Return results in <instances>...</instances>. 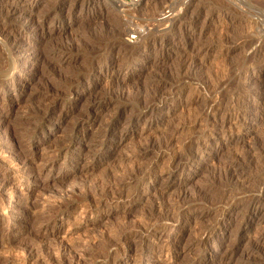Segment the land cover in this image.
Returning <instances> with one entry per match:
<instances>
[{"label": "rangeland", "instance_id": "1", "mask_svg": "<svg viewBox=\"0 0 264 264\" xmlns=\"http://www.w3.org/2000/svg\"><path fill=\"white\" fill-rule=\"evenodd\" d=\"M26 2L0 8V264L61 245L74 264L117 263L107 240L124 247L155 214L175 264H264V201L248 205L264 199V0ZM156 237L134 264L168 263Z\"/></svg>", "mask_w": 264, "mask_h": 264}, {"label": "bare ground", "instance_id": "2", "mask_svg": "<svg viewBox=\"0 0 264 264\" xmlns=\"http://www.w3.org/2000/svg\"><path fill=\"white\" fill-rule=\"evenodd\" d=\"M27 0H0V8L1 7H3V6H8L9 7V9H10V14L12 15V14H16L17 12H27L28 11V9H29V11H31V10H33V5H28L27 4V2H26ZM8 7H7V9H8ZM5 7H3V9H4ZM2 9V10H3ZM6 9V8H5ZM4 9V10H5ZM7 9H6V11H7ZM6 15H7V13H6ZM9 15V14H8ZM166 16V15H165ZM165 16H164V18H165ZM168 17H170L169 15L165 18V20L167 21V22H172V19L171 18H169L168 19ZM161 20V19H160ZM161 22H163V18H162V20H161ZM165 22V21H164ZM36 27V26H35ZM33 31H35V33H39V31L35 28ZM26 33V32H25ZM24 34V33H23ZM23 34H22V36H23ZM37 36H39L40 37V35L38 34ZM38 37V38H39ZM13 46V45H12ZM11 46V47H12ZM12 51V50H11ZM14 53V52H13ZM12 54V53H11ZM14 55V54H13ZM21 55V54H20ZM25 56L26 55H23V56H15V61H14V66H16V65H18L20 62H22L23 63V61H24V59H25ZM14 56H12V58H13ZM11 58V59H12ZM14 59V58H13ZM12 61V60H11ZM183 64V63H182ZM181 64V65H182ZM24 65H26V64H24ZM28 65V64H27ZM187 66V65H186ZM186 66H185V68H186ZM29 67V66H28ZM187 67H189V66H187ZM27 68V67H26ZM184 68V69H185ZM190 68H192L191 66H190ZM189 68V69H190ZM187 69V68H186ZM27 70V69H26ZM181 70H182V68H181ZM25 70H23V73H25L24 72ZM28 71V70H27ZM188 72V71H187ZM190 72V71H189ZM93 73V72H92ZM97 73V72H96ZM99 73V72H98ZM89 85V84H88ZM169 92V91H168ZM71 93H72V91H71ZM71 93L69 94V95H71ZM74 93V92H73ZM170 93V92H169ZM172 93V92H171ZM80 95V94H79ZM78 95V97H80ZM166 95V94H165ZM170 95V94H169ZM168 95V96H169ZM67 96V95H66ZM163 96V95H162ZM171 96V95H170ZM82 97V96H81ZM80 97V98H81ZM68 98H69V96H68ZM74 98V97H73ZM77 98V97H76ZM162 99H164L163 101H165V98L166 97H161ZM160 99V98H159ZM56 100V99H55ZM77 100V99H76ZM162 101V100H161ZM53 102V101H52ZM50 105H51V102H50ZM49 104H48V106H50ZM146 107V106H145ZM46 108V107H45ZM44 108V109H45ZM149 108H151V107H149ZM155 109V108H154ZM46 110V109H45ZM147 110V109H146ZM156 111V110H155ZM46 112H47V110H46ZM48 112H50V114L49 113H47V116H46V119H44V120H46V121H48L47 123V127L48 128H50V127H55L56 126V124H57V117H55V115H54V113H55V106L53 105V106H50V108H49V110H48ZM90 112H91V110H90ZM146 112V111H145ZM153 112V111H152ZM151 112V113H152ZM160 112V111H159ZM150 113V112H149ZM149 113H148V115H149ZM43 114H45V112L43 113ZM92 114V113H91ZM91 114L90 115H87L86 114V116L88 117H90L91 116ZM144 114V113H143ZM153 115V114H152ZM56 116H58V115H56ZM149 116H151V115H149ZM87 117H84V119H86ZM154 117V116H153ZM230 118V117H229ZM149 121V120H148ZM226 121V120H225ZM132 122H134V121H132ZM229 122V121H228ZM59 126V125H58ZM238 126V125H237ZM236 126V127H237ZM242 126H243V124H242ZM241 126V127H242ZM57 127V126H56ZM235 127V126H234ZM240 127V128H241ZM58 128V127H57ZM237 129H238V127H237ZM14 130V129H13ZM12 130V131H13ZM15 131H17V130H15ZM14 131V132H15ZM7 132V131H6ZM16 133V132H15ZM10 138V137H9ZM112 138H113V135H112ZM8 139V138H7ZM42 139H44V134H42V135H38V140H42ZM100 139V138H99ZM10 141V140H9ZM12 141V140H11ZM10 143V142H9ZM14 143V142H13ZM167 143H169V142H167ZM8 144V143H7ZM15 144V143H14ZM95 144H96V142H95ZM5 145V144H4ZM170 145V144H169ZM86 146V145H85ZM85 146H83V148H85ZM160 146V145H159ZM1 147H2V144H1ZM18 148H20V147H18ZM82 148V147H81ZM87 148V147H86ZM3 149H5V155L4 156H6L8 153H13V151L15 150V146L12 144V145H9V146H5V147H3ZM20 150V149H19ZM18 150V151H19ZM91 149H89V151H90ZM97 150V149H96ZM157 150V149H156ZM16 152V151H15ZM21 152V151H20ZM96 152V151H95ZM4 153V152H3ZM7 153V154H6ZM97 153V152H96ZM16 154V153H15ZM20 154V153H19ZM21 156H23V154L21 155ZM21 156L20 155H15L14 157H12L11 158V162L9 161V159H7L10 163H12L13 164V162H15V161H17L18 163H19V161H20V159H21ZM11 157V156H10ZM24 157V156H23ZM86 157V156H85ZM9 158V157H8ZM162 158V157H161ZM6 159V158H5ZM86 159V158H85ZM160 159V158H159ZM196 159V158H195ZM23 160V159H22ZM26 161V160H25ZM80 161V160H79ZM77 162V161H76ZM10 163H8V164H10ZM22 163V162H21ZM79 163V162H78ZM77 163V164H78ZM76 164V165H77ZM14 165V164H13ZM16 165V164H15ZM51 165V164H50ZM158 165V164H157ZM50 167H52V165L50 166ZM50 167H49V169H50ZM54 167V166H53ZM180 167H181V165H180ZM237 168V167H236ZM233 171V170H232ZM79 172V171H78ZM231 177H233V176H231ZM1 179V178H0ZM239 178H237V180H238ZM242 179V178H241ZM236 180V179H235ZM2 183H0V208L2 207H5L6 206V202H5V196H4V193H5V191H6V183L5 182H3V181H1ZM263 183V182H262ZM134 184V183H133ZM229 184V183H228ZM235 184V183H234ZM240 184V183H239ZM239 184H237V185H239ZM264 184V183H263ZM132 185V184H131ZM232 185V184H231ZM244 185V184H243ZM134 186H135V184H134ZM134 186H132L133 187V189H134ZM116 187V186H115ZM137 187V186H136ZM243 187V186H242ZM11 188V187H10ZM12 188H14V187H12ZM117 188V187H116ZM138 188V187H137ZM15 189V188H14ZM13 189V190H14ZM263 189V191H264V188H262ZM122 190V189H121ZM136 190V189H135ZM8 191V190H7ZM113 191V190H112ZM134 191V190H133ZM260 191V190H259ZM11 192V191H10ZM15 192H16V190H15ZM258 193H260V192H258ZM12 194H13V192H12ZM114 194V193H113ZM107 195V194H106ZM132 195H133V193H132ZM132 195H131V197H132ZM111 196H113V195H111ZM121 196H123V195H121ZM120 196V197H121ZM263 196V195H262ZM17 197V196H16ZM15 197V201H17V198ZM114 197V196H113ZM12 197H10V199H11ZM105 198V197H104ZM122 198V197H121ZM120 198V199H121ZM129 196H128V201H129ZM255 198V197H254ZM111 200H113L112 198H110ZM117 199H119L118 197H117ZM117 199H115V201L117 200ZM122 199H124V198H122ZM127 199V198H126ZM106 201H108V200H106ZM105 201V202H106ZM117 201H119V200H117ZM179 201V200H178ZM178 201H176V202H178ZM261 201H264V199L263 198H259V199H251L250 200V202H249V207H251V208H255V206L257 205V204H260L261 203ZM89 202V201H88ZM102 202V201H101ZM101 202H97L98 203V205H100V206H98L96 209H92V208H95L97 205L96 204H94L95 206H92L91 208H89V207H85L84 209V211H83V218H81V219H83L84 220V218L85 217H88L89 215H91V214H94V213H96L97 211H99V209H101V208H103V205H104V203L102 204ZM109 202V201H108ZM48 203V202H47ZM113 203V202H112ZM15 204H16V202H15ZM32 204H33V206H34V204L35 203H33V201H32ZM80 204H82L81 202H80ZM116 204V203H115ZM86 205V204H85ZM90 205H91V203H90ZM110 205V204H109ZM171 205V204H170ZM178 204H176V206H177ZM239 205V204H238ZM242 205V204H241ZM244 205V204H243ZM246 205H247V203H246ZM247 205V206H248ZM263 205L264 204H262V207H263ZM9 206V205H8ZM28 206V205H27ZM27 206H25V207H27ZM30 206V205H29ZM36 206V205H35ZM53 207H54V205H52ZM51 206V207H52ZM87 206V205H86ZM108 206V205H107ZM172 206V205H171ZM175 206V207H176ZM181 206V205H180ZM179 206V207H180ZM257 206H259V205H257ZM14 207H15V205H14ZM44 207V206H43ZM60 208H61V206H59ZM58 207V210H57V212L56 211H54V213L56 212V213H58V211H60V208ZM70 207V206H69ZM165 207V206H164ZM173 207L174 206H172V209H173ZM178 207V206H177ZM237 207V206H236ZM55 208V207H54ZM64 208V207H63ZM105 208V207H104ZM258 208V207H257ZM260 208V207H259ZM4 209V208H3ZM21 209V208H20ZM46 209H47V207H46ZM45 209V210H46ZM52 209V208H51ZM62 209V208H61ZM81 209V208H80ZM176 209H178V208H176ZM54 210H56V209H54ZM174 210V209H173ZM178 210H180V208L178 209ZM237 210V209H236ZM249 210V209H248ZM251 210V209H250ZM22 211V210H21ZM47 211V210H46ZM49 211V210H48ZM68 211V210H67ZM165 211V210H164ZM175 211V210H174ZM255 211V210H254ZM257 211V210H256ZM40 212H42V210L40 211ZM40 212H38V213H40ZM186 212V211H185ZM48 213V212H47ZM51 213V212H50ZM52 213H53V211H52ZM51 213V214H52ZM53 213V214H54ZM167 213V212H166ZM165 213V214H166ZM41 214V213H40ZM50 214V215H51ZM98 214V213H97ZM184 214V213H183ZM257 214V213H256ZM262 214V213H261ZM45 215H47L46 213H45ZM44 215V216H45ZM151 215V214H150ZM254 215V214H253ZM260 215V214H259ZM36 216H38L37 214H36ZM40 216V215H39ZM43 216V217H44ZM149 216V215H148ZM155 216H156V214H155ZM155 216H151V217H148V218H146L145 220H144V222L140 225V223L142 222V221H140L139 223H137V224H139L140 226H138L139 227V229H140V231L138 232V233H135V234H133V233H130L131 234V238L132 239H138V240H136V241H138V244H137V242L135 241V240H131V241H129L127 244H125V245H123L124 247H118V246H116V243L115 242H117L118 240H117V238H115V236H114V238L117 240V241H112V239L111 240H107V244H110L112 247H114V251H115V253H116V251L118 250V251H120L121 252V259L120 260H118V262L116 263H113V264H120V262H122L123 261V264H134V263H136L135 262V260H136V257H135V255H134V253L135 252H139V251H141L142 250V248H143V243H144V236L146 235V234H148V233H153V234H156L157 235V239L155 240L156 242V244H154V247H156V245L157 244H161V248H160V250H158L157 251V253H156V257H158V259L160 258V260H158V263H163V261L164 260H166L167 262V264H175V263H177L178 261L176 260V255L177 254H181V253H183V249L181 248L180 249V247L178 246V244H173L172 243V241L170 242V241H168V236H167V234L166 235H163L162 237L160 236V235H162L161 233H162V231L164 230V228H163V226H162V224L160 223L159 225L158 224H156V223H152V220H153V218L155 217ZM157 216H161V214L159 215H157ZM163 216V215H162ZM170 216H172V215H170ZM170 216H168L167 214L165 215V216H163V218H162V220H164L165 221V223H166V221H171V218H170ZM263 216V215H262ZM261 215L259 216V217H262ZM35 217V216H34ZM48 217V216H47ZM51 217V216H50ZM52 217H53V215H52ZM179 217V216H178ZM36 218H39V217H36ZM41 218V217H40ZM39 218V219H40ZM54 218H55V216H54ZM231 218V217H230ZM233 218V217H232ZM235 218V217H234ZM252 218H254L253 216H252ZM255 218H256V216H255ZM42 219V218H41ZM44 219H45V217H44ZM174 219H176V218H174ZM249 219V218H248ZM256 219H258V217L256 218ZM261 219V218H260ZM264 219V218H263ZM50 220V219H49ZM52 220H53V218H52ZM154 220H156L155 218H154ZM252 220V219H251ZM250 220V221H251ZM32 221V220H31ZM36 221V220H35ZM177 221H178V219H177ZM177 221H175V222H177ZM257 221V220H256ZM29 222V221H28ZM49 222V221H48ZM154 222V221H153ZM158 222V221H157ZM160 222V221H159ZM162 222V221H161ZM173 222V221H172ZM248 222V221H247ZM258 222H260V221H258ZM163 223V222H162ZM261 223V222H260ZM136 224V225H137ZM176 224V223H175ZM134 226H135V224H134ZM256 226V225H255ZM254 227V226H253ZM134 228V227H133ZM252 228V227H251ZM138 229V228H137ZM127 230V229H126ZM166 230V229H165ZM122 231V230H121ZM125 231V230H124ZM127 231H129V230H127ZM126 231V232H127ZM42 232V231H41ZM44 232V231H43ZM42 232V233H43ZM46 232V231H45ZM76 232V230L75 231H73V233H75ZM118 232H120V231H118ZM59 233H57L56 232V230L54 231V232H52L51 234H50V236L52 237V238H54L55 239V237H57V235H58ZM122 232H120L119 234H116V236H118L119 238H121V236H122ZM43 235V234H42ZM41 235V236H42ZM47 236V235H46ZM125 236V235H124ZM217 236V235H216ZM42 238V237H41ZM48 238V237H47ZM46 238V239H47ZM51 238V239H52ZM105 238V237H104ZM260 238V237H259ZM43 239V238H42ZM50 239V240H51ZM212 239V238H211ZM216 239V238H215ZM263 239V238H262ZM261 239V240H262ZM106 240V239H105ZM104 239L102 240V241H105ZM170 240V239H169ZM209 240V239H208ZM135 241V242H134ZM179 241V240H178ZM258 241V240H257ZM262 242V241H261ZM264 242V241H263ZM136 243V244H135ZM201 243V242H200ZM255 243H258V242H255ZM254 243V244H255ZM106 244V243H105ZM263 244V243H262ZM65 245V244H64ZM80 245V244H79ZM118 245V244H117ZM260 245V244H259ZM259 245H258V248H259ZM264 245V244H263ZM57 246H58V244H57ZM108 246V245H107ZM256 246H257V244H256ZM261 246V245H260ZM74 247V246H73ZM118 247V248H117ZM264 247V246H263ZM262 247V248H263ZM58 248V254H57V257L56 258H52V256L50 257V258H48V261L46 262V261H44V262H39V261H36V260H34L33 261V258H30V256L31 255H29L28 257L30 258L29 260H27V259H24V261H26V264H31V262H32V264H74V260H69V258L67 257L66 258V255L65 254H67V253H62V249L63 248H65V247H62V245H61V247L59 246V247H57ZM108 248H110L109 246H108ZM67 250V249H66ZM72 250V249H71ZM70 250V251H71ZM74 250V249H73ZM81 250V249H80ZM260 250H261V248H260ZM263 250V249H262ZM68 251V250H67ZM117 251V252H118ZM34 252V251H33ZM65 252V251H64ZM80 252V251H79ZM119 252V253H120ZM26 253V252H25ZM28 253V252H27ZM72 253H74V252H72ZM86 253V252H85ZM84 253V254H85ZM92 253V252H91ZM150 253H153V252H151V251H149V254ZM251 253V252H250ZM263 253V252H262ZM29 254H32V252L30 253L29 252ZM68 254H70L69 252H68ZM82 254H83V252H82ZM26 255V254H25ZM35 255V254H34ZM33 255V256H34ZM51 255V254H50ZM80 255H81V253H80ZM87 255V254H86ZM88 255H91V254H88ZM68 256V255H67ZM83 256V255H82ZM71 257H72V255H71ZM74 257V256H73ZM80 257V256H79ZM118 257H119V255H118ZM133 257H135V258H133ZM163 257V258H162ZM108 258H109V256H108ZM72 259V258H71ZM76 259V258H75ZM77 259H79V258H77ZM1 260V259H0ZM32 260V261H31ZM117 260V259H116ZM31 261V262H30ZM107 261H109V260H107ZM137 261V260H136ZM3 262V261H2ZM76 262V261H75ZM82 262V261H81ZM0 263H1V261H0ZM138 263V262H137ZM25 264V263H24ZM78 264H80V262L78 263ZM82 264V263H81ZM110 264V263H109ZM122 264V263H121Z\"/></svg>", "mask_w": 264, "mask_h": 264}, {"label": "built area", "instance_id": "3", "mask_svg": "<svg viewBox=\"0 0 264 264\" xmlns=\"http://www.w3.org/2000/svg\"><path fill=\"white\" fill-rule=\"evenodd\" d=\"M135 39H136L135 36H130L129 38H127V41L132 43L133 41H135Z\"/></svg>", "mask_w": 264, "mask_h": 264}]
</instances>
